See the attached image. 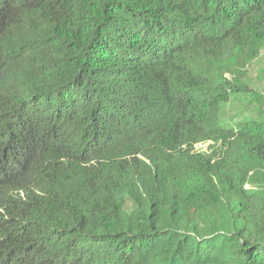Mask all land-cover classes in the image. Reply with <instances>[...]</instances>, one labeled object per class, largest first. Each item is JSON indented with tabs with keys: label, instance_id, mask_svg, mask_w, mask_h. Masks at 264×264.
<instances>
[{
	"label": "trees",
	"instance_id": "16d2710c",
	"mask_svg": "<svg viewBox=\"0 0 264 264\" xmlns=\"http://www.w3.org/2000/svg\"><path fill=\"white\" fill-rule=\"evenodd\" d=\"M264 0H0V264H264Z\"/></svg>",
	"mask_w": 264,
	"mask_h": 264
},
{
	"label": "rangeland",
	"instance_id": "374dc122",
	"mask_svg": "<svg viewBox=\"0 0 264 264\" xmlns=\"http://www.w3.org/2000/svg\"><path fill=\"white\" fill-rule=\"evenodd\" d=\"M252 87L264 90V47L260 56L248 68Z\"/></svg>",
	"mask_w": 264,
	"mask_h": 264
}]
</instances>
